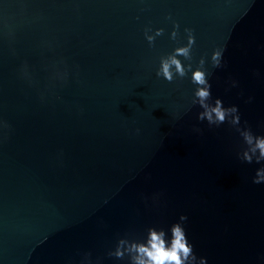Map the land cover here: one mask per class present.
Listing matches in <instances>:
<instances>
[{"label": "water", "instance_id": "1", "mask_svg": "<svg viewBox=\"0 0 264 264\" xmlns=\"http://www.w3.org/2000/svg\"><path fill=\"white\" fill-rule=\"evenodd\" d=\"M186 28L192 70L169 82ZM201 58L210 103L264 135V0H0V264H131L108 255L120 239L170 241L181 215L207 264H264V161L198 119Z\"/></svg>", "mask_w": 264, "mask_h": 264}, {"label": "clouds", "instance_id": "2", "mask_svg": "<svg viewBox=\"0 0 264 264\" xmlns=\"http://www.w3.org/2000/svg\"><path fill=\"white\" fill-rule=\"evenodd\" d=\"M171 19V17H169ZM175 30L171 34V38L175 40L179 33L180 25L175 23ZM151 29L145 30L146 39L150 44H154L157 36L164 34V29H157L154 35H150ZM188 33V43L185 46L177 47L174 52L166 57H162L160 61V68L157 71V76H161L169 82H172L176 76L186 77L188 72L192 70V64L189 63L187 67L178 57H184L186 60H192V49L196 43L195 36L192 34L193 30L186 28ZM224 49L218 48L212 55L213 67L219 68L222 66ZM205 59L201 58L199 67L192 72V83L197 85L195 91V99L193 104H199L203 109L199 113L198 119L200 121L207 120L209 126L219 127L224 123L232 125L236 131L243 138L246 148L239 154L240 159L251 164L253 160L257 163L264 161V135H255L250 127L242 128L241 115L237 106L233 105L225 107L223 100L216 98L214 103L212 100V85L208 80V73L205 69ZM233 86L236 82L233 81ZM251 100V98H250ZM0 125L7 128L10 127L7 122H0ZM139 131V130H137ZM200 131V129H196ZM264 182V167L257 170L253 183L260 184ZM188 217L181 215L180 222L174 223L171 228V240L167 238V232L164 229L150 227L147 230V237L145 240H129L122 238L114 251L108 253L109 256H114L122 259L128 255L131 264H207L205 257H197L194 253V246L189 243L184 222ZM91 253H88L86 260L88 264Z\"/></svg>", "mask_w": 264, "mask_h": 264}]
</instances>
